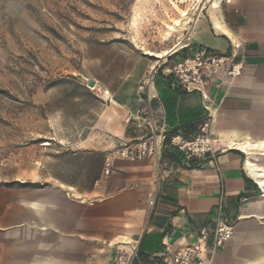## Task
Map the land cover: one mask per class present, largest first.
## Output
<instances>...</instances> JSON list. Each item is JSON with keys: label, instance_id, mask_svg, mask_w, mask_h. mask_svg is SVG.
Listing matches in <instances>:
<instances>
[{"label": "crops", "instance_id": "obj_1", "mask_svg": "<svg viewBox=\"0 0 264 264\" xmlns=\"http://www.w3.org/2000/svg\"><path fill=\"white\" fill-rule=\"evenodd\" d=\"M231 40L241 45L244 71L236 80L213 74L209 113L202 95L185 92L169 71L194 48L230 54ZM183 49L161 62L142 94L103 96L108 104L73 156L101 155L89 184L50 173L48 187L0 191V264H145L201 236L205 264H264V157L255 160L264 156V0L212 7ZM138 111L156 132L187 138L210 114L215 157L191 161L165 146L157 160L119 159L123 144L150 133L127 125ZM219 218L234 224V236L211 252Z\"/></svg>", "mask_w": 264, "mask_h": 264}, {"label": "rangeland", "instance_id": "obj_2", "mask_svg": "<svg viewBox=\"0 0 264 264\" xmlns=\"http://www.w3.org/2000/svg\"><path fill=\"white\" fill-rule=\"evenodd\" d=\"M223 1L0 0V191L48 187L50 173L89 184L101 155L73 156L108 104L103 96L142 94Z\"/></svg>", "mask_w": 264, "mask_h": 264}, {"label": "built area", "instance_id": "obj_3", "mask_svg": "<svg viewBox=\"0 0 264 264\" xmlns=\"http://www.w3.org/2000/svg\"><path fill=\"white\" fill-rule=\"evenodd\" d=\"M231 46L230 54H219L203 48H194L187 58L175 62L169 71L185 92H198L202 95L207 102L205 108L209 113H211L212 102L209 87L213 74L224 70L228 79L236 80L242 76L244 71V62L237 59L241 45L231 40ZM127 125L139 130L148 128L150 133L144 134L140 139L123 144L116 151V156L128 161L159 159L166 136L165 132L155 131L151 117L138 111L135 115L128 117ZM170 146L189 160L207 155L214 158L217 150L211 115L209 114L201 124L197 135L191 138L182 134L174 135L171 137ZM105 173L109 175L110 169H107ZM233 236L234 224L219 218L211 238V252L223 248ZM207 245L206 237L201 236L196 243L184 246L176 255L165 254L153 258L145 264H205L204 251H206Z\"/></svg>", "mask_w": 264, "mask_h": 264}, {"label": "trees", "instance_id": "obj_4", "mask_svg": "<svg viewBox=\"0 0 264 264\" xmlns=\"http://www.w3.org/2000/svg\"><path fill=\"white\" fill-rule=\"evenodd\" d=\"M184 50V49H183ZM192 53V52H191ZM190 53V54H191ZM189 54V55H190ZM178 55V53H175V54H173L172 55V57H175V56H177ZM188 55V56H189ZM188 56H186V57H184V58H182V59H185V58H187ZM129 128H135V127H133V126H129ZM136 129V128H135ZM178 134H181V133H178ZM175 135H177V134H175ZM183 135V134H182ZM174 136V135H173ZM184 136V135H183ZM171 137L172 136H170V137H167L166 136V139H165V141H164V147L166 146V147H168L170 150H174L171 146H170V140H171ZM186 137V136H185ZM174 151H176V150H174ZM191 161H193V160H191ZM18 185V187L20 188V189H34V188H42L43 186H41V185H39V184H36V183H18L17 184ZM149 262V261H148ZM148 262H146V263H148Z\"/></svg>", "mask_w": 264, "mask_h": 264}, {"label": "water", "instance_id": "obj_5", "mask_svg": "<svg viewBox=\"0 0 264 264\" xmlns=\"http://www.w3.org/2000/svg\"><path fill=\"white\" fill-rule=\"evenodd\" d=\"M95 83L94 82H90V87H94Z\"/></svg>", "mask_w": 264, "mask_h": 264}]
</instances>
